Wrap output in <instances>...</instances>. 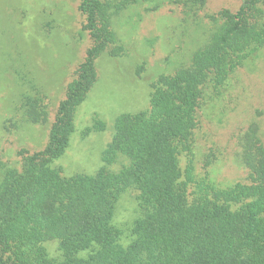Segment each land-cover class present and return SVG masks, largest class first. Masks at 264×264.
Here are the masks:
<instances>
[{
    "label": "trees",
    "instance_id": "trees-1",
    "mask_svg": "<svg viewBox=\"0 0 264 264\" xmlns=\"http://www.w3.org/2000/svg\"><path fill=\"white\" fill-rule=\"evenodd\" d=\"M151 1L81 0L79 12L92 44L66 85L46 147L23 156L18 168L0 162V264H264L262 143L253 137L245 148L247 183L221 187L207 179L189 193L194 180L188 169L183 176L179 162L191 151L204 87L220 89L264 49V12L258 6L264 0H244L234 13L223 9L210 16L215 30L190 65L157 77L146 110L116 117L92 175L66 178L52 165L69 146L75 112L96 80V58L105 51L111 57L123 52L111 17ZM163 1L184 13L206 2ZM13 62L24 89L15 109L19 123H44L42 91L29 65ZM102 129L98 120L91 127ZM120 159L126 163L112 170ZM127 190L137 191L138 215L121 227L115 208ZM49 241L57 242V257L47 252Z\"/></svg>",
    "mask_w": 264,
    "mask_h": 264
},
{
    "label": "rangeland",
    "instance_id": "rangeland-1",
    "mask_svg": "<svg viewBox=\"0 0 264 264\" xmlns=\"http://www.w3.org/2000/svg\"><path fill=\"white\" fill-rule=\"evenodd\" d=\"M80 2L0 0V162L5 166L18 168L23 156L46 147L66 85L75 78L92 44L84 30ZM243 3L206 0L200 10L184 13L155 0L115 13L111 30L123 52L111 57L105 51L96 58V80L75 112L69 146L53 167L66 178L92 175L100 167L116 117L146 110L157 77L189 66L193 53L209 41L215 30L210 16L223 9L234 13ZM258 6L264 12V1ZM14 59L18 64L26 61L42 91L44 123H19L15 109L24 89L16 79ZM203 95L191 151L179 157L183 176L188 169L194 180L189 193L207 179L221 187L248 182L245 148L253 137L264 146V49L235 70L220 89L206 85ZM97 120L103 129L92 131ZM123 163L120 159L111 169L118 170ZM136 196L135 190L121 194L115 208L118 226L129 227L138 215ZM44 246L51 257L59 255L56 241Z\"/></svg>",
    "mask_w": 264,
    "mask_h": 264
}]
</instances>
